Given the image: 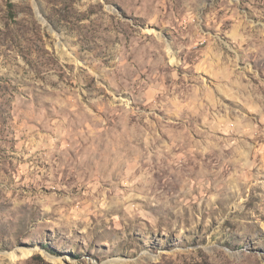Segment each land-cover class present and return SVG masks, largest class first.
<instances>
[{
	"label": "rangeland",
	"instance_id": "374dc122",
	"mask_svg": "<svg viewBox=\"0 0 264 264\" xmlns=\"http://www.w3.org/2000/svg\"><path fill=\"white\" fill-rule=\"evenodd\" d=\"M0 264H264V0H0Z\"/></svg>",
	"mask_w": 264,
	"mask_h": 264
}]
</instances>
